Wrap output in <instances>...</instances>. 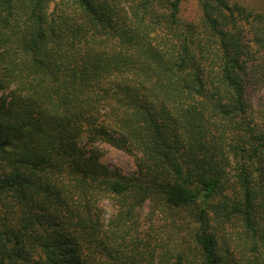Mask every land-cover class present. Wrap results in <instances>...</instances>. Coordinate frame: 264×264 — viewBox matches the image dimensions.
Returning <instances> with one entry per match:
<instances>
[{
  "label": "trees",
  "instance_id": "1",
  "mask_svg": "<svg viewBox=\"0 0 264 264\" xmlns=\"http://www.w3.org/2000/svg\"><path fill=\"white\" fill-rule=\"evenodd\" d=\"M183 1L0 0V264H264V10Z\"/></svg>",
  "mask_w": 264,
  "mask_h": 264
},
{
  "label": "rangeland",
  "instance_id": "2",
  "mask_svg": "<svg viewBox=\"0 0 264 264\" xmlns=\"http://www.w3.org/2000/svg\"><path fill=\"white\" fill-rule=\"evenodd\" d=\"M244 5L256 11L264 10V0H239ZM182 13L186 17L196 16L198 12L197 0H184ZM101 150L100 161L123 174H132L135 170L134 157L122 150L107 144L99 145Z\"/></svg>",
  "mask_w": 264,
  "mask_h": 264
}]
</instances>
